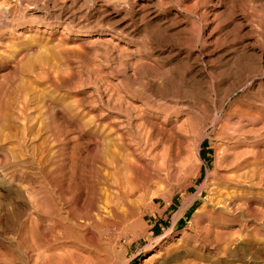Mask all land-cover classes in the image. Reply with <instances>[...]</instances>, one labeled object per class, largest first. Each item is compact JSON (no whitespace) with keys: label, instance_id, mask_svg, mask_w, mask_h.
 I'll return each mask as SVG.
<instances>
[{"label":"rangeland","instance_id":"rangeland-1","mask_svg":"<svg viewBox=\"0 0 264 264\" xmlns=\"http://www.w3.org/2000/svg\"><path fill=\"white\" fill-rule=\"evenodd\" d=\"M5 104L0 160L16 156L29 175L59 144L83 158L104 136L137 141L147 119L177 132L180 157L153 168L137 216L103 230L97 249L66 244L88 264H210L215 231L244 225L264 242V0H0ZM142 145L151 166L169 148L157 136ZM214 186L235 193L231 208H214ZM31 194L0 173L3 246L27 216L49 224ZM21 251L20 264H39Z\"/></svg>","mask_w":264,"mask_h":264},{"label":"bare ground","instance_id":"bare-ground-1","mask_svg":"<svg viewBox=\"0 0 264 264\" xmlns=\"http://www.w3.org/2000/svg\"><path fill=\"white\" fill-rule=\"evenodd\" d=\"M7 104L0 106V137L7 130L4 124L7 122L4 115ZM21 108L25 109V105ZM20 116L25 119V115ZM162 122L151 119L142 122L137 129L140 134L137 141L130 139L126 132L113 138H98L83 158L68 155L65 147L59 144L57 149L41 153L39 166L32 175L22 167H11L16 156L0 160L1 175L29 188L32 193L29 204L42 213L51 214L48 220L44 215L38 217V220L44 218L49 222L45 226H37L29 216L26 227L18 224L10 238L12 247L0 243V264L7 257L10 264H20L24 247L36 251L39 264H88V259L71 251L66 244L81 247L87 244L93 246L91 250L97 249L98 237L103 230L127 226L129 220L137 216L136 207L140 211L145 206L150 196L147 184L153 172L179 159L181 149L174 146L178 134L175 131L172 133L175 136L166 134ZM182 123L178 127L180 130L185 128ZM152 136L166 140L169 148L159 154L151 166L142 160V143H147ZM195 165V153L191 152L185 160L188 172H193ZM208 194L212 195L210 201L215 204L214 208L233 206L235 193L228 187L214 186L208 189ZM198 196L202 198L201 192ZM131 197H136L135 204L131 203ZM241 232H248L245 225L233 233L215 231L210 264H264V242ZM196 258L204 260V256Z\"/></svg>","mask_w":264,"mask_h":264}]
</instances>
